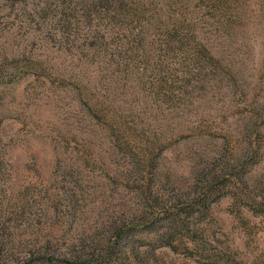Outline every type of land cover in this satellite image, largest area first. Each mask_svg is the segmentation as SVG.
I'll list each match as a JSON object with an SVG mask.
<instances>
[{"label": "rangeland", "instance_id": "374dc122", "mask_svg": "<svg viewBox=\"0 0 264 264\" xmlns=\"http://www.w3.org/2000/svg\"><path fill=\"white\" fill-rule=\"evenodd\" d=\"M0 203V264H264V0H0Z\"/></svg>", "mask_w": 264, "mask_h": 264}, {"label": "trees", "instance_id": "16d2710c", "mask_svg": "<svg viewBox=\"0 0 264 264\" xmlns=\"http://www.w3.org/2000/svg\"><path fill=\"white\" fill-rule=\"evenodd\" d=\"M177 33H178V30L177 29H175L172 33H168L169 34V38L171 40L179 43L182 46L183 45V42L182 41L185 42L186 38H184V37L183 38L178 37L177 36ZM190 38L192 40H194L196 38V35L192 34ZM196 44H197V50H198L199 53H200V50H202L203 47L206 46L205 44L201 45V43L199 41ZM209 189L207 188V186H205V188L203 187L201 189L202 191L198 195L200 197L196 196L195 199H192L190 201L191 202L190 204L191 205L194 204L192 206H195V207L198 206V207L203 208L201 206L202 204H199V203H201L202 202V199L206 197L205 196L206 193L209 194L208 192H206L207 190L209 191ZM0 204H2V203H0ZM257 207H258V209H260L259 210V213L261 215H264V207L262 208L258 203H257ZM182 209H184V207H181L180 208L179 206L174 205L173 208L170 211L171 212L170 217H168V219H167L166 218L167 215H165L164 216L165 218H163L161 220L162 222H164V225L161 228L154 230V232L159 231L158 233L161 234L160 236H167V235L168 236H171L172 234H177V232H176L177 229L178 228H182L183 225H184L183 218L180 219V217L182 215ZM0 214H2V215H5L6 214L5 208H0ZM4 217L5 216H1L0 215V244L1 245L3 244L5 246H8L9 244H13V237H12V235L14 234V231L9 230V229H6L7 227H5V225L2 223ZM164 219H167V221L164 220ZM122 230L123 229H121L120 231H122ZM162 243L163 244H160V245H166V242H162ZM1 245H0V247H2ZM13 247L14 246H12V248ZM24 251H25L26 257L28 256V259H30L29 261L38 260V262H40V264H97V262H99V263L103 262L102 257H100V258L99 257H95L94 258V260H95L94 263L90 262V260L78 259V258H76L77 260H69V259H61V260H59L58 258H55L54 256H52V257H50V256H44L45 258L43 256H41V257H38L37 256L36 258H34L33 256L37 252V251H35L34 248H28V249H26ZM108 254L109 253L106 250L105 255H108ZM101 255H104V253L101 254ZM53 259L56 260L55 261L56 263L52 261ZM103 263H105V262H103Z\"/></svg>", "mask_w": 264, "mask_h": 264}]
</instances>
